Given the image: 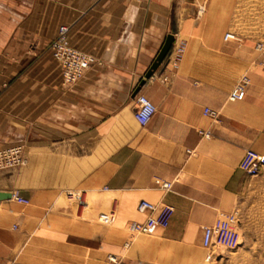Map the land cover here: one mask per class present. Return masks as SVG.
<instances>
[{
	"label": "crops",
	"instance_id": "obj_1",
	"mask_svg": "<svg viewBox=\"0 0 264 264\" xmlns=\"http://www.w3.org/2000/svg\"><path fill=\"white\" fill-rule=\"evenodd\" d=\"M180 7L4 1L0 149L21 143L28 160L0 171V192L11 194L0 198V264H109V253L122 264H200L201 226L238 196L247 169L264 155V54L218 37L204 42ZM60 25L73 47L95 58L70 86L49 49ZM168 34L167 55L139 90L156 106L141 126L134 90ZM181 35L186 48L175 67L170 53ZM244 74L245 97L229 100ZM205 107L218 116L203 114ZM141 199L173 207L165 228L127 231L144 219Z\"/></svg>",
	"mask_w": 264,
	"mask_h": 264
},
{
	"label": "rangeland",
	"instance_id": "obj_2",
	"mask_svg": "<svg viewBox=\"0 0 264 264\" xmlns=\"http://www.w3.org/2000/svg\"><path fill=\"white\" fill-rule=\"evenodd\" d=\"M4 1L0 0V22ZM174 4L183 8L180 7L185 17L192 18L197 30L206 33L207 38L203 39L204 42L212 43L218 39L223 45L233 42L249 46L255 52L264 54V0H174ZM226 33H232L234 37L225 39ZM180 38L187 40L184 35ZM93 59L95 63V58ZM58 68L60 70L59 65ZM242 76L248 77L247 74ZM15 145L22 147L23 162L0 171L24 166L27 163L28 156L23 144ZM231 214L237 218L240 234L238 247L227 249L217 246L213 249L210 260L206 261L207 252L205 253L202 249L199 239L195 244L196 262L200 264H264V166H261L256 173H247L238 196L227 200L225 207L219 210L216 218L208 224H226ZM203 226L204 224L201 230ZM126 229L132 232L130 225Z\"/></svg>",
	"mask_w": 264,
	"mask_h": 264
},
{
	"label": "built area",
	"instance_id": "obj_3",
	"mask_svg": "<svg viewBox=\"0 0 264 264\" xmlns=\"http://www.w3.org/2000/svg\"><path fill=\"white\" fill-rule=\"evenodd\" d=\"M232 33H226L225 39L233 38ZM185 41L180 38H175L172 51L170 53V63L177 66L181 61L185 52ZM50 49L54 59L57 61L61 70L62 83L71 85L79 80L93 63L94 59L90 54L85 53L73 47L68 40V26L60 25L57 35L50 44ZM166 77L163 78L165 80ZM248 77L242 76L241 79L234 85L228 93V99L231 101L242 100L246 94V86ZM156 111V106L153 101L144 93L138 92L134 99L133 114L138 124L146 125ZM203 114L216 118L218 111L205 107ZM205 136H209V131L200 130ZM22 147L15 145L0 149V169L8 168L23 162ZM261 166H264V155L258 160L251 163L247 169V173H256ZM162 186L169 188L171 182L165 181ZM19 200V197H16ZM137 207L145 213L142 221H133L130 224V230L137 234H150L158 228H165L173 214V207L170 204H159L147 199L139 200ZM240 234L237 226V218L231 214L226 224H208L202 228L201 245L206 250L205 260H210L213 249L217 246L234 249L240 244ZM109 264H122L119 256L114 253H109L106 257Z\"/></svg>",
	"mask_w": 264,
	"mask_h": 264
},
{
	"label": "water",
	"instance_id": "obj_4",
	"mask_svg": "<svg viewBox=\"0 0 264 264\" xmlns=\"http://www.w3.org/2000/svg\"><path fill=\"white\" fill-rule=\"evenodd\" d=\"M173 42V34H168L159 49L158 53L156 54L154 60L150 64L148 70L145 73V76L140 80L138 86L134 90V95L137 94L141 88V86L145 83L146 79L149 78L154 71L158 68V66L161 64V62L164 60L165 56L167 55L171 45ZM10 193L7 192H0V198H7L10 197Z\"/></svg>",
	"mask_w": 264,
	"mask_h": 264
}]
</instances>
